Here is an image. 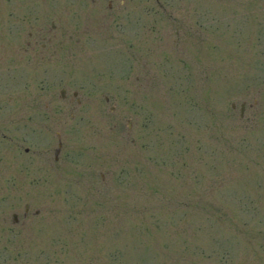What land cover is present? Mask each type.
<instances>
[{
    "label": "rangeland",
    "instance_id": "1",
    "mask_svg": "<svg viewBox=\"0 0 264 264\" xmlns=\"http://www.w3.org/2000/svg\"><path fill=\"white\" fill-rule=\"evenodd\" d=\"M0 264H264V0H0Z\"/></svg>",
    "mask_w": 264,
    "mask_h": 264
}]
</instances>
